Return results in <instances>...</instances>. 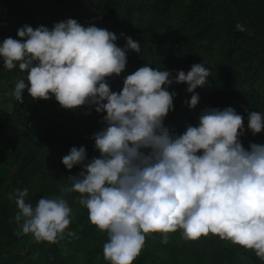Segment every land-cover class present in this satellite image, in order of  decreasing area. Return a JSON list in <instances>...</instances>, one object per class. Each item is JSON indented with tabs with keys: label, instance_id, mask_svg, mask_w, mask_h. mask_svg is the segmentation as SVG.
Instances as JSON below:
<instances>
[{
	"label": "clouds",
	"instance_id": "9594fccd",
	"mask_svg": "<svg viewBox=\"0 0 264 264\" xmlns=\"http://www.w3.org/2000/svg\"><path fill=\"white\" fill-rule=\"evenodd\" d=\"M17 36L0 43L3 66L12 70L18 63L27 73V83L20 79L10 95L22 103L27 88L34 100L54 96L64 109L86 107L90 114L94 107L106 114L104 127L91 137L98 156L86 162V147L73 146L62 157L66 169L80 165L81 171L67 177L71 184L61 195L41 197L33 206L27 188L9 194L19 209L15 235L52 244L65 234L74 237L66 233L73 217L64 194L76 192L91 224L108 235L103 256L110 264H133L147 235L158 232L167 244L177 230L184 240L218 235L264 261V144L243 147L244 117L230 106L204 108L198 125L186 123L179 135L164 124L177 95L166 86L185 83L193 94L184 103L195 108L194 90L206 84L209 68L196 63L173 77L145 64L116 92L107 78L125 70L127 51L141 52L131 36L121 48L114 32L73 18L51 29L25 24ZM247 128L254 136L264 130V113L248 112Z\"/></svg>",
	"mask_w": 264,
	"mask_h": 264
},
{
	"label": "trees",
	"instance_id": "16d2710c",
	"mask_svg": "<svg viewBox=\"0 0 264 264\" xmlns=\"http://www.w3.org/2000/svg\"><path fill=\"white\" fill-rule=\"evenodd\" d=\"M68 18L114 32L121 48L127 36L139 43L140 53L127 51L120 76L107 78L112 91H120L124 77L145 64L173 77L196 63L211 70L206 84L194 90L195 108L184 103L193 94L185 83L166 86L177 94L164 119L170 132L182 134L186 123L197 126L206 107L230 106L244 117L243 147L264 144V130L254 136L247 128L248 112L264 113V0H0V43L20 39L17 29L25 24L51 29ZM26 77L18 63L7 70L0 58V264H110L103 256L108 235L91 224L76 192L64 194L73 217L66 233L74 237L65 234L52 244L36 242L32 234L15 235L19 209L9 194L27 188L25 199L33 206L41 197L61 195V187L71 184L67 177L81 171L80 165L66 169L62 157L73 146L86 147V162L98 156L91 137L104 127L106 114L94 107L90 114L86 107L64 109L54 96L34 100L27 88L20 103L10 93ZM162 238L158 232L147 235L133 264H264L254 251L218 235L184 240L177 230L168 234L167 244Z\"/></svg>",
	"mask_w": 264,
	"mask_h": 264
}]
</instances>
